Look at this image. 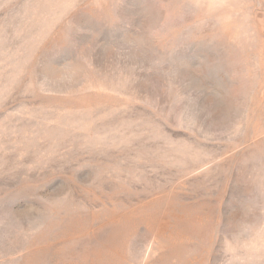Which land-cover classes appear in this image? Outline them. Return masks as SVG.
Here are the masks:
<instances>
[{"label":"rangeland","instance_id":"rangeland-1","mask_svg":"<svg viewBox=\"0 0 264 264\" xmlns=\"http://www.w3.org/2000/svg\"><path fill=\"white\" fill-rule=\"evenodd\" d=\"M115 231L131 264H264V0H0V264Z\"/></svg>","mask_w":264,"mask_h":264},{"label":"bare ground","instance_id":"bare-ground-1","mask_svg":"<svg viewBox=\"0 0 264 264\" xmlns=\"http://www.w3.org/2000/svg\"><path fill=\"white\" fill-rule=\"evenodd\" d=\"M188 162H189V160L186 161V164ZM158 214L159 213H154L152 215V217L153 216H156ZM172 216H174V215H172ZM177 220L179 221V223L182 224V220L180 218H177ZM162 231H163V228L161 226H159L158 235H161ZM120 234H121L120 232H116L115 231V234L114 235H111L108 240H106L105 242H103L102 249L100 251L101 252L102 251H108V252L101 253V255H100V257H101V259H100L101 264H131L129 262V260L127 259V256H131V255H129L126 252L123 251V241H120L118 239V237L120 236ZM191 235L195 239L201 241V240H203L204 233H203L202 229H199L198 232L193 229L191 231ZM210 241H211L210 236H207L206 237L205 244H208ZM170 245H171L170 242H167L166 243V246H170ZM209 247H211V243H209L206 246V249H208ZM79 257L82 260V264H88V261L86 260V258H83L81 256H79ZM200 263L201 264H204L205 263L204 259H201V262ZM78 264H81V263L78 262Z\"/></svg>","mask_w":264,"mask_h":264}]
</instances>
